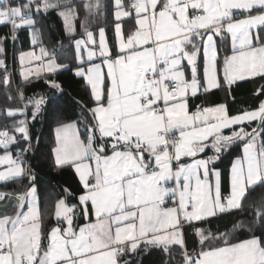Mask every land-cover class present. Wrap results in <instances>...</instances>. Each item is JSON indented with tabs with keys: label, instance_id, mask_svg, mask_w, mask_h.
Segmentation results:
<instances>
[{
	"label": "snow or ice",
	"instance_id": "6c2138e0",
	"mask_svg": "<svg viewBox=\"0 0 264 264\" xmlns=\"http://www.w3.org/2000/svg\"><path fill=\"white\" fill-rule=\"evenodd\" d=\"M52 14L88 99L51 148L79 189L42 207L28 154L46 98L24 89L63 93ZM0 29V264H138L153 249L165 264H264V0H0ZM249 80L254 102L231 112ZM213 90L223 102L191 103ZM233 145L225 177L215 164Z\"/></svg>",
	"mask_w": 264,
	"mask_h": 264
},
{
	"label": "trees",
	"instance_id": "16d2710c",
	"mask_svg": "<svg viewBox=\"0 0 264 264\" xmlns=\"http://www.w3.org/2000/svg\"><path fill=\"white\" fill-rule=\"evenodd\" d=\"M7 29H0V34L6 32ZM44 42L51 48L54 40L63 39L64 46L61 48L57 45V54L59 59L67 64V68L58 72L56 79L62 83L63 89L66 90L62 95L60 92L53 91L46 85L43 79L35 80L32 83L25 86V94L32 96L34 93L43 95L46 98V102L49 99V105L46 110V118L43 114L34 122L31 123V132L33 136V150L29 153L28 159L32 165V168L36 175V185L41 197L42 207H46L57 195L61 192L63 187H69L73 191L79 189V182L70 168H58L54 164L51 148L54 146V129L59 121L70 122L77 120L80 117V107L75 102L78 99L87 101L88 97L82 87V81L75 77L73 69V63L71 57L73 55V47L70 45L68 39L63 32V26L61 20L55 15H49L44 20ZM16 48L20 50H29L30 43L25 32L20 34V42L16 44ZM9 57L7 63L12 58L13 48L11 43L8 45ZM258 79V78H257ZM20 83V77L17 79ZM264 83V81H261ZM258 87V84L254 82H245L234 86L232 90V96L235 97L236 102L233 103L231 99L228 101L229 110L233 113L239 108L247 107L254 102L253 91ZM264 98V97H262ZM225 99V93L223 91H215L207 96V100L212 103L223 102ZM205 97H199L195 101H204ZM5 104L4 91L0 88V107ZM205 104H207L205 102ZM11 120H4L0 118V125L4 123H11ZM44 129L42 131V127ZM37 139L40 142L38 152L35 154V148L37 146ZM23 146V145H21ZM241 145H233L228 151L224 152L220 160L215 167H217L222 174L226 177L230 172V167L233 160L241 154ZM16 150L15 148L13 149ZM18 187L15 184H9L7 190L11 191ZM4 186L0 184V189ZM230 216H225L222 219L214 218L211 220V224L204 225L205 227H211L215 229L219 226L223 229V226L229 222ZM243 238V237H240ZM166 257L158 249L150 250L146 253H142L137 258L138 264H165Z\"/></svg>",
	"mask_w": 264,
	"mask_h": 264
},
{
	"label": "crops",
	"instance_id": "0c3cea01",
	"mask_svg": "<svg viewBox=\"0 0 264 264\" xmlns=\"http://www.w3.org/2000/svg\"><path fill=\"white\" fill-rule=\"evenodd\" d=\"M109 35H111V33H109ZM29 50H30V49H29ZM97 62H98V61H97ZM66 68H67V67H66ZM66 68H63V69L59 70V72L62 71V70H64V69H66ZM20 81H21V80H20ZM245 82H251V81H250V80H249V81H241V82H238V85H239V84H242V83H245ZM215 91H217V90H213L212 93L215 92ZM207 96H208V95H203V97H205V100H204V101H199V102H198V101H195L196 99H194V100H192L191 103L194 104V105H195V104H200V103H202V102H203V103L206 102L207 104H209L210 102L207 100ZM200 97H202V96H200ZM54 134H55V132H54ZM240 155H242V149H241V154H240ZM219 160H220V159H219ZM218 162H219V161H218ZM218 162H217V163H218ZM230 169H231V167H230ZM72 171H73V170H72ZM73 173H74V172H73ZM74 175H75V174H74ZM75 176H76V175H75ZM76 178H77V177H76ZM77 180H78V178H77ZM213 219H214V218H213Z\"/></svg>",
	"mask_w": 264,
	"mask_h": 264
},
{
	"label": "water",
	"instance_id": "95a60500",
	"mask_svg": "<svg viewBox=\"0 0 264 264\" xmlns=\"http://www.w3.org/2000/svg\"><path fill=\"white\" fill-rule=\"evenodd\" d=\"M64 92H66V90L64 89L63 90V93ZM63 93H60L59 95H62ZM49 99L47 100V102H46V105H45V112H44V120H45V118H46V110H47V108H48V105H49ZM43 129H44V126L42 127V131H43ZM39 145H40V142H38L37 143V146H36V148H35V154L38 152V149H39ZM35 175H37L36 173H35Z\"/></svg>",
	"mask_w": 264,
	"mask_h": 264
},
{
	"label": "built area",
	"instance_id": "2783aa9c",
	"mask_svg": "<svg viewBox=\"0 0 264 264\" xmlns=\"http://www.w3.org/2000/svg\"><path fill=\"white\" fill-rule=\"evenodd\" d=\"M11 46H12V44H11ZM12 48H13V46H12ZM8 65H9L10 68H12V66H13V59L12 58L8 62ZM18 71H19V68H18V65H17V73H18ZM18 78H19V75L17 74V76L15 77V80H14V84H18V82H17Z\"/></svg>",
	"mask_w": 264,
	"mask_h": 264
},
{
	"label": "rangeland",
	"instance_id": "374dc122",
	"mask_svg": "<svg viewBox=\"0 0 264 264\" xmlns=\"http://www.w3.org/2000/svg\"><path fill=\"white\" fill-rule=\"evenodd\" d=\"M13 151H14V150H13ZM28 156H29V154H28ZM218 161H219V160L216 161V164H217ZM36 186H37V185H36Z\"/></svg>",
	"mask_w": 264,
	"mask_h": 264
}]
</instances>
